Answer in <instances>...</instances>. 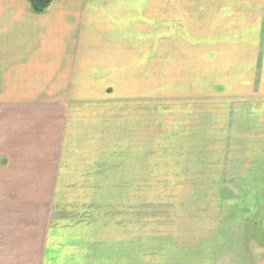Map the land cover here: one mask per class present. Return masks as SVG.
<instances>
[{
	"label": "rangeland",
	"instance_id": "rangeland-1",
	"mask_svg": "<svg viewBox=\"0 0 264 264\" xmlns=\"http://www.w3.org/2000/svg\"><path fill=\"white\" fill-rule=\"evenodd\" d=\"M109 1L140 5V63L116 91L30 108L26 126L43 130L33 116L54 111L58 121L45 123L46 132L59 125L77 135L69 152L32 155L31 143L24 159L13 156L52 178L0 168V212L9 210L0 218V264H38L46 238L124 264H166L187 244L210 243L233 245L218 248V261L236 254L245 264L246 244L257 249L253 264H264V138H253L264 113V58L254 39L264 35L224 17L248 0ZM17 109L0 107L2 142ZM80 143L89 153H74ZM32 212L42 218H27Z\"/></svg>",
	"mask_w": 264,
	"mask_h": 264
},
{
	"label": "crops",
	"instance_id": "crops-1",
	"mask_svg": "<svg viewBox=\"0 0 264 264\" xmlns=\"http://www.w3.org/2000/svg\"><path fill=\"white\" fill-rule=\"evenodd\" d=\"M238 8L234 11L233 8L228 9L224 17L235 21L232 25L236 27L239 25L247 29L256 27L258 34L262 32L263 36L264 0H248L239 3ZM236 10H240L241 14L236 16ZM140 12V5L132 1L53 0L44 13L34 14L27 0H0V107L18 108L17 114L6 118L8 119L6 125H10L5 126L6 135L3 137V142L0 137V148L4 146L3 151L0 149L2 163L0 168L9 170L8 173L14 176L19 174L20 178H22L20 174H24L23 171L27 170L31 173L33 181L52 178V176L48 178L51 171L43 174L44 168H37L36 162L27 164L25 160V162L12 163L13 156L19 155L24 159L23 156L30 152L28 148L31 143H33L30 152L33 153L32 155L45 153L59 155L63 151L69 152L72 148L67 147V143L70 139L73 140L74 136L76 137L77 131H59L58 125L51 133L46 132L45 123L51 122L53 127L58 121L56 118L59 116L55 115L54 111L52 114L42 113L33 116L36 124L43 125V130L26 126V122L31 119L30 108L68 107L71 105L69 101L93 98L94 92L99 95L102 91L118 90L117 85L123 83L126 76L130 75L131 69L140 63L135 62V59L141 57V38L135 34L138 30L134 28L135 19H139ZM125 25L128 27V34H124ZM255 41L260 44L261 58H264V40L254 39ZM247 109L240 115L242 117L240 121L245 124L251 120L250 111ZM231 111H228L229 117ZM233 113L237 117L236 109ZM248 116L250 119H247ZM261 117H263L262 129L254 131L256 133L253 138H264V113ZM13 121L17 122L15 132H13L15 129L12 125ZM80 122L76 120L74 127L83 128L82 138H90L87 135L88 130L81 126ZM29 128L34 133L29 134L28 131H32ZM240 136L251 138L244 134ZM33 137L38 140L35 141ZM229 137L233 138V135L230 134ZM83 146L80 143V147L76 148L74 153L76 155L89 153L88 143H83ZM61 149L63 151H60ZM29 165H32V168H29ZM46 169L49 171L52 167L48 166ZM60 170L61 168L56 171ZM79 179L80 176L77 180ZM48 185L49 183L46 182L45 186L49 187ZM4 201L7 203L9 200L5 198ZM8 211L6 209L0 212V218L4 215L7 218ZM249 212L246 210L244 217ZM26 217L42 218H39L36 212ZM50 240L47 238L42 240L38 264H124L122 261L119 263L115 259L103 258L101 253L93 259L92 256L87 255V248L86 251L77 252L66 243H59L58 249L53 243L50 246ZM234 245L238 247V244ZM243 245L246 254L240 256L244 258L245 264H253L257 255L254 256L251 251L257 249H247L246 244ZM232 246L225 244L221 246V243L190 246L187 244V248L183 246L184 248L180 250L183 256L181 259H169L166 264H237L236 254L223 261L222 259L218 261L216 258L218 252H221L218 248L229 250ZM33 248L35 247L31 249ZM23 249H26L25 244ZM240 256L239 259L242 261ZM25 257L26 255H23L22 258Z\"/></svg>",
	"mask_w": 264,
	"mask_h": 264
},
{
	"label": "trees",
	"instance_id": "trees-1",
	"mask_svg": "<svg viewBox=\"0 0 264 264\" xmlns=\"http://www.w3.org/2000/svg\"><path fill=\"white\" fill-rule=\"evenodd\" d=\"M29 8L34 14L44 13L53 0H27Z\"/></svg>",
	"mask_w": 264,
	"mask_h": 264
}]
</instances>
